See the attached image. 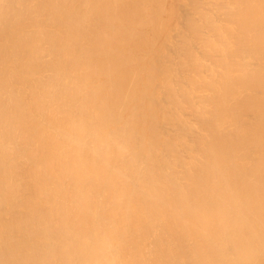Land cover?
I'll return each mask as SVG.
<instances>
[{
  "label": "bare ground",
  "instance_id": "bare-ground-1",
  "mask_svg": "<svg viewBox=\"0 0 264 264\" xmlns=\"http://www.w3.org/2000/svg\"><path fill=\"white\" fill-rule=\"evenodd\" d=\"M0 264H264V0H0Z\"/></svg>",
  "mask_w": 264,
  "mask_h": 264
}]
</instances>
